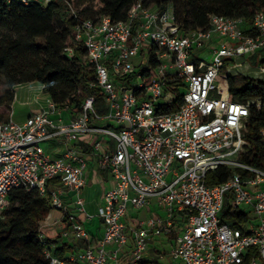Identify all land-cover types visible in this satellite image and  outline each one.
I'll use <instances>...</instances> for the list:
<instances>
[{"label": "built area", "instance_id": "built-area-1", "mask_svg": "<svg viewBox=\"0 0 264 264\" xmlns=\"http://www.w3.org/2000/svg\"><path fill=\"white\" fill-rule=\"evenodd\" d=\"M146 1L136 0L119 21L84 18L69 7L72 37L86 50L105 111H97L94 97L75 110L46 96L22 123L12 112L0 117V218L8 194L21 188L49 198L40 228L62 224V240L91 242L85 226L98 219L96 244L64 258L53 255L57 245L40 232L49 264H141L155 240L171 242L177 264H264V169L244 160L250 109L264 100H231L220 76L241 65L236 58L256 52L264 74V13L254 16V33L245 32L243 19L219 15L210 16L206 30L184 31L172 6L153 9ZM172 89L180 91V103L167 112L176 102ZM50 142L62 146L60 156L49 155ZM90 161L105 175L94 213L83 196ZM221 166L227 180L208 186L206 175ZM129 206L147 217H130ZM52 211L60 216L52 218ZM235 212L246 218L240 227L222 221L224 214L235 220Z\"/></svg>", "mask_w": 264, "mask_h": 264}, {"label": "trees", "instance_id": "trees-1", "mask_svg": "<svg viewBox=\"0 0 264 264\" xmlns=\"http://www.w3.org/2000/svg\"><path fill=\"white\" fill-rule=\"evenodd\" d=\"M136 0H59L47 6L39 4L22 5L19 2L5 4L0 1V78L6 89L0 93V117L10 113L15 98L14 88L27 83H39L44 93L58 106L70 102L78 110L88 97L97 101L96 109L103 113L102 95L92 83L94 68L87 61L83 45L74 41L72 26L75 19L69 13L71 6L84 18L108 16L113 21L125 20ZM146 6L161 9L166 5L173 8L175 21L184 31H203L208 28L212 15L241 18L245 22V32L251 29L254 16L264 13V0H147ZM63 15L62 18H60ZM60 21L57 22V19ZM73 51L72 57L65 55V49ZM264 63V60L261 61ZM228 90L231 100L245 102L247 99L264 100V79L251 75L228 76ZM176 102L165 109L175 111L180 103V91L172 89ZM264 107H251L247 125V146L244 160L264 169ZM228 178L225 166L206 175V184L213 186ZM8 205L0 218V264H49L43 250L45 240L57 246L53 255L64 258L75 249L93 247L91 242L79 241L75 246L63 243L60 237L50 238V228H40L50 211L49 198L41 197L36 191L21 188L12 190L7 197ZM229 206H225V213ZM235 220L227 214L223 222L232 227H240L246 218L235 212Z\"/></svg>", "mask_w": 264, "mask_h": 264}, {"label": "crops", "instance_id": "crops-1", "mask_svg": "<svg viewBox=\"0 0 264 264\" xmlns=\"http://www.w3.org/2000/svg\"><path fill=\"white\" fill-rule=\"evenodd\" d=\"M44 103L39 104L37 106L33 105L32 107L29 108V110H27L28 112H27L26 116H24L23 118H20L18 120H14V119L13 120L18 122V123L24 122L33 112L38 110L40 106H43ZM65 115H66V118L64 116V119L67 120L70 117V115H68V114H65ZM46 149H47V152L49 153V155L51 157H58L62 153V146L60 144H58L57 142L48 143L46 146ZM104 179H105V175L98 173L96 170L95 164L92 161H90L88 173H87L88 183H87V186L85 187L84 192H83V196H84V199L86 201L87 210H88V207L91 205H94L95 208L97 209V207L101 204L102 196H103V193L105 190V187L103 184ZM128 213H129L130 217L138 218V219H143V218L147 217V215H148L146 210L135 211L130 206L128 208ZM51 216H52V218H58L60 215L58 212L52 211ZM92 226H94V229L92 230L94 233H92L91 231H88V232L91 235H93L96 239H99L101 237V226H100L99 221L96 224L93 220L90 223H87L85 227L88 230V227H92ZM47 228H50L49 229L50 234H51L50 238H53L54 235L59 236V232L62 228V224H57V225L47 227ZM78 242L79 241H69V240L67 241V240L60 239V243H61L60 245H62L63 243H68L69 245L75 246ZM154 245L156 247H158L159 250H161L159 252L160 255L162 256V259L160 261L156 260L154 257L157 254L155 251L156 249H155ZM154 245H153V247L150 248L149 253L145 256V259L141 264H177V263L172 262L170 259V256H169V251L171 248V242L165 241V240H155Z\"/></svg>", "mask_w": 264, "mask_h": 264}, {"label": "rangeland", "instance_id": "rangeland-1", "mask_svg": "<svg viewBox=\"0 0 264 264\" xmlns=\"http://www.w3.org/2000/svg\"><path fill=\"white\" fill-rule=\"evenodd\" d=\"M60 16V18H62L63 15ZM60 18L57 19V22L60 21ZM201 57L204 58L203 55H201ZM262 57H264V54H262ZM258 58L259 52L238 57L236 58L235 63H241V65L235 68H226L220 76L227 78L228 76L238 77L243 75H251L259 79H264V74H260L255 66V64L258 62ZM206 60L208 61L209 59L206 58ZM6 88L7 87L4 81L2 80V78H0V93ZM14 92L15 98L10 107V112H12V117L14 120H18L26 116L28 112L27 110H29V108L33 105L37 106L45 102L46 94L43 91V87L36 82L19 85L14 88ZM64 116L66 118V115ZM242 209H246V207L242 206ZM95 210L96 208L94 205L88 207L89 213H94ZM152 210L153 212H155L156 208L152 207ZM94 222L97 224L98 220L94 219ZM93 229L94 226L88 227V231H91L92 233H94L92 231Z\"/></svg>", "mask_w": 264, "mask_h": 264}]
</instances>
